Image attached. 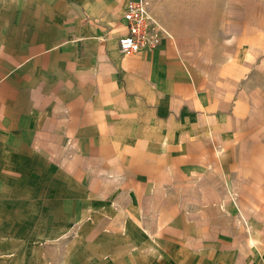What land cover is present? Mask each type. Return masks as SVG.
Returning a JSON list of instances; mask_svg holds the SVG:
<instances>
[{
  "label": "crops",
  "instance_id": "obj_1",
  "mask_svg": "<svg viewBox=\"0 0 264 264\" xmlns=\"http://www.w3.org/2000/svg\"><path fill=\"white\" fill-rule=\"evenodd\" d=\"M131 1L0 0V153L123 264H264V0H144L157 46L125 55Z\"/></svg>",
  "mask_w": 264,
  "mask_h": 264
},
{
  "label": "rangeland",
  "instance_id": "obj_2",
  "mask_svg": "<svg viewBox=\"0 0 264 264\" xmlns=\"http://www.w3.org/2000/svg\"><path fill=\"white\" fill-rule=\"evenodd\" d=\"M50 166L27 150L0 153V264H123Z\"/></svg>",
  "mask_w": 264,
  "mask_h": 264
},
{
  "label": "built area",
  "instance_id": "obj_3",
  "mask_svg": "<svg viewBox=\"0 0 264 264\" xmlns=\"http://www.w3.org/2000/svg\"><path fill=\"white\" fill-rule=\"evenodd\" d=\"M123 17L128 24L126 33L119 39L123 54H134L142 48L152 50L157 46L158 38L152 33V26L156 25V21L144 0L129 2Z\"/></svg>",
  "mask_w": 264,
  "mask_h": 264
}]
</instances>
